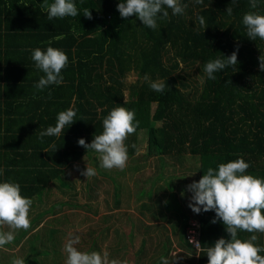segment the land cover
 Here are the masks:
<instances>
[{
  "label": "trees",
  "instance_id": "trees-1",
  "mask_svg": "<svg viewBox=\"0 0 264 264\" xmlns=\"http://www.w3.org/2000/svg\"><path fill=\"white\" fill-rule=\"evenodd\" d=\"M53 2L0 0V182L20 185L21 194L33 200L29 215L42 205L51 184L74 190L76 182L67 180L68 170L88 159L98 165L92 157L98 153L79 146L78 140L83 138L90 144L102 133L103 119L109 112L123 106L134 111L139 127L125 142L129 157L126 168L110 171L116 173L109 175L113 190L105 194L114 197L116 208L123 207L122 197L129 190L117 178L130 174L136 188L135 202L148 200L136 207L139 213L152 211L155 221H167L177 234L185 252L174 264H208L205 252L186 238L188 221H198L202 249L230 236L222 221L211 223L214 211L196 214L191 210L192 193L187 186L198 182L209 167L217 169L219 164L239 158L251 165L246 174L264 179V71L259 69L264 40H250L242 23L245 13L264 15V0H258L256 9L250 7L249 0H236L235 4L231 0H204L203 4L181 0L187 5L184 13L172 15L167 9L169 18H158L155 30L143 26L135 15L122 18L117 5L125 0H74L76 17L49 20L43 5ZM228 7L233 9L232 15L226 12ZM85 9L92 19L84 16ZM198 15L204 16L205 29L199 26ZM59 34L65 38L52 39ZM49 40L51 44L46 43ZM49 46L64 51L69 63L62 70V84L38 91L34 85L45 74L35 67L32 50L46 51ZM237 49L236 70L229 67L215 73V80L208 79L204 72L207 62L227 58ZM194 67L199 87L188 81L190 74H182ZM130 73L137 77L131 83L127 81ZM152 82H163L164 92L152 90ZM69 108L77 115L60 137H41L42 131L55 126L58 113ZM141 135L147 137L143 154L138 153ZM149 164L154 177L146 174ZM84 182L80 186L84 193L89 191L87 198L95 199L100 182L97 175L85 177ZM129 198L125 207L130 206ZM53 208L32 218L27 231H15V240L0 248V264H11L18 258L10 252L17 247L25 264H56L66 259L63 238L56 239L52 225L42 227L43 231L38 228L45 214L54 215ZM122 215L124 218L115 221L129 231L121 233L116 228L113 239L127 243L123 245L125 252L139 241L133 264H160L162 256L174 260L170 255L173 241L167 232ZM113 219L105 215L104 223L73 233L80 236L75 245L78 250L102 252L101 245L112 227L106 224ZM63 224L69 225V220ZM250 235L240 232L238 238ZM256 235L257 243L264 246V234ZM113 251L115 259L124 261L120 248Z\"/></svg>",
  "mask_w": 264,
  "mask_h": 264
},
{
  "label": "clouds",
  "instance_id": "clouds-1",
  "mask_svg": "<svg viewBox=\"0 0 264 264\" xmlns=\"http://www.w3.org/2000/svg\"><path fill=\"white\" fill-rule=\"evenodd\" d=\"M195 4H203L204 0H193ZM232 4L236 0H231ZM250 7L256 9L258 0H249ZM47 12V18L63 19L65 17H76L78 9L74 0H54L51 4L43 5ZM187 7L181 0H125L117 5L120 16L127 19L136 16L143 26L155 30L157 19H168L171 9L172 15H182ZM228 15H232L233 9H226ZM84 16L92 19L89 9L84 10ZM198 24L206 28L204 16L196 17ZM242 23L246 27L247 36L250 40L257 38L264 40V15L257 12H248L243 15ZM75 33V29H73ZM78 35V34H77ZM64 34L54 36L52 39L60 41L64 39ZM46 43L51 44L52 40ZM237 52L234 51L224 59H215L207 62L204 72L207 78L215 80V73L231 67L236 70L238 64ZM31 59L35 67L45 75L41 76L34 87L38 91H43L50 85H60L63 83L62 70L68 66L69 58L59 48L47 47L46 51L40 48L32 50ZM259 69L264 71V55L259 57ZM145 80L149 77L145 75ZM150 87L155 92L163 93L165 84L163 82H152ZM51 95V93H49ZM77 113L74 109L58 113L55 126H49L40 133L41 137H60L66 126L75 121ZM139 127V121L135 119L134 111L123 106L112 109L103 119V131L96 135L90 144L85 139L80 138L78 144L85 149H92L99 154L100 167L111 170L113 168L123 170L127 166L128 148L126 140L135 134ZM135 147V145H133ZM250 163L243 158H239L227 163H221L217 169L209 167L206 174L187 186V190L192 193L189 207L200 214L201 211H214L215 219L222 221L230 239L220 238L213 246L202 249L198 241L195 243L197 250H203L208 258V264H264V246H260L256 233L264 234V179L246 174L250 168ZM96 169L86 166L81 171V175L86 178L94 177ZM3 175V169H0ZM183 195V193H182ZM33 204L31 198L21 194V187L15 182H0V229L7 226L9 231L0 230V248L12 243L15 240V231H27L31 228L29 213ZM250 233L248 239L238 238V233ZM80 243V236H72L64 245L63 251L66 253L65 264H128L127 261L109 259V253L98 251H80L75 246ZM11 264H25L22 258L13 259ZM160 264H171L166 257L160 258Z\"/></svg>",
  "mask_w": 264,
  "mask_h": 264
},
{
  "label": "rangeland",
  "instance_id": "rangeland-1",
  "mask_svg": "<svg viewBox=\"0 0 264 264\" xmlns=\"http://www.w3.org/2000/svg\"><path fill=\"white\" fill-rule=\"evenodd\" d=\"M190 74L189 75V79L188 81L191 83L192 86H200V79H199V75L196 72V68H191V69H186L184 72H182L183 75L185 74ZM136 75L134 73H130L128 75V82H134L136 80ZM147 137H143L141 135V137L139 138V146H138V153H145L147 151V141H146ZM136 150V148H135ZM93 158H97V163L98 165L95 163V161H92L90 159L85 160L84 162L75 164L70 170H68V177L67 180L69 181H75V186L76 188L74 190H62V186H60L59 184H51V190L49 195L44 198V202L42 203V205H40V207L36 206L33 211H32V215H29L30 220L33 218H35L39 213L44 212L45 210L51 209L53 206V210L55 213L54 215L52 214H45L43 216V219L41 220V223L39 224L38 228H46L48 224L52 225L51 228L55 229L56 233V239L59 240L61 238H63L61 240L62 245L64 246L67 243V240L70 238V234L72 235L73 233H77V232H82L85 231L87 229V227L91 226V225H96V224H102L104 223L103 217L105 215H109L112 216L114 219L113 220H109L108 224H106L107 226H109L110 224H112V227L110 226V231L108 233V238L105 242L102 243L101 247H102V252L103 251H107V248H110L109 252L111 257H109V259L111 258H117L116 255V251H113L117 248H120L122 250V253L120 254V256H125V258H123L124 261H127L128 264H133V258H134V253L137 250V248L139 247V241L136 240L135 242V247L133 250H131V252L124 251L123 245H126L127 243L124 242L123 239L119 238L120 240H114L113 239V231L114 229L118 228L120 230L121 233L123 232H127L129 231L126 228H123V225L120 224V222H116L115 220L117 218H121L125 215H122L123 213L126 214V217H132V218H137L140 221H142L144 223V221H151V218H154L152 211H143V213H139V211L136 209V207L138 205H141V203L143 202H148V200L146 198H143L140 202H135L136 197H135V186H133V178L130 174H120L117 178L118 181H120L124 186L125 189H128L129 191L126 193V196H123L122 199L125 202L129 197L130 199V206L129 207H125V203H123V207H120L119 209L116 208L114 206V197L108 196L107 194H105L106 190L110 189L113 190L112 187V180L109 179L110 176H115L116 173L110 172L111 170L108 169H103L100 167V160H99V154L97 155H92ZM97 165V166H96ZM86 166L88 167H93L96 169L97 172V177H98V181L97 182V186L95 187L96 189V193L97 196L94 197L95 199H89V197L87 198L89 191H86L84 193V190L82 189V186H80L81 184H85L84 182V178L85 176L81 175V171L86 169ZM147 175L150 177V174L154 173L153 168L149 165H147ZM127 172V171H126ZM112 173V174H111ZM129 173V172H127ZM110 175V176H109ZM126 175V176H125ZM146 175V176H147ZM147 176V177H148ZM155 174H153L151 177H154ZM104 181V182H102ZM102 182V183H101ZM100 183V184H99ZM95 186V185H94ZM77 193L76 196H74V194ZM112 195V193H111ZM189 202V201H188ZM67 203H70V205H66ZM76 206V207H73ZM144 214V215H143ZM143 215L141 218H139V216ZM124 218V217H123ZM68 219L69 220V225H62L63 222H65V220ZM82 219H87V221L85 223H80ZM56 220H59V222H57ZM189 222V221H188ZM152 223V222H151ZM181 221L179 220L178 224H180ZM159 224H161L160 226H164L163 228H167L165 231H167L168 236L171 238L170 233H171V226L169 223L167 222H160ZM169 228H168V227ZM41 229V231H43L44 229ZM180 227H177V229H179ZM125 229V231L123 230ZM172 234V233H171ZM175 234H172V238L175 239L174 237ZM74 236V234L72 235ZM13 250H17V252L15 253V256H18V258L21 257L20 252H18L17 248H14ZM112 251V252H111ZM64 254V252H62ZM62 254V255H63ZM8 255H10V253H8ZM20 255V256H19ZM23 256V255H22ZM171 256H176V259L178 256L177 252H172ZM65 258V257H64ZM129 258L131 259V261H129ZM65 260L63 259L62 261H57L56 264H65ZM117 260V259H116ZM171 264H174V262H171Z\"/></svg>",
  "mask_w": 264,
  "mask_h": 264
},
{
  "label": "crops",
  "instance_id": "crops-1",
  "mask_svg": "<svg viewBox=\"0 0 264 264\" xmlns=\"http://www.w3.org/2000/svg\"><path fill=\"white\" fill-rule=\"evenodd\" d=\"M139 216V215H138ZM143 215H141V216H139V218H141ZM152 222V223H151ZM160 222H167V221H163V220H160V221H155V219L154 218H151V221H144V224L146 225V226H150V227H154V229L155 230H157V231H161V232H167V231H165L167 228H163L164 226H160L161 224H159ZM168 223V222H167ZM170 226H171V224H170ZM168 227V226H167ZM169 228V227H168ZM154 229H153V231H154ZM0 230H2V231H9L10 229H8L7 228V226H4L2 229H0ZM35 231V230H34ZM175 234L174 235V237H175V239L174 238H172V234ZM171 233H170V236H171V238H172V241H173V244H172V250H171V252H170V255H171V253L172 252H177L178 253V256H177V258H179L185 251H184V249L180 246V244H179V242H178V240H177V234H176V232H174L173 231V229H172V227H171ZM168 235V234H167ZM17 249L19 250V247H17ZM4 250L5 251H8L9 252V250L8 249H6V248H4ZM126 251H129V252H131V250L130 249H126ZM10 252H17V250H10ZM176 256H172V258H174V260L173 261H171V262H174L175 263V261H177V260H179V259H176L175 258Z\"/></svg>",
  "mask_w": 264,
  "mask_h": 264
},
{
  "label": "built area",
  "instance_id": "built-area-1",
  "mask_svg": "<svg viewBox=\"0 0 264 264\" xmlns=\"http://www.w3.org/2000/svg\"><path fill=\"white\" fill-rule=\"evenodd\" d=\"M186 238L191 243L190 241H198L201 245L200 242V225L197 220L191 219L188 222L187 229H186ZM195 248V243H191Z\"/></svg>",
  "mask_w": 264,
  "mask_h": 264
}]
</instances>
